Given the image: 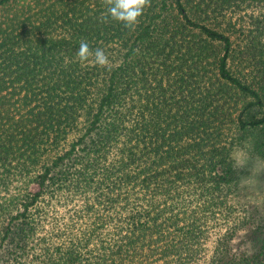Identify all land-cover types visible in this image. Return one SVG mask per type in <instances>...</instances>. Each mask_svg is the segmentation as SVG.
<instances>
[{
  "label": "trees",
  "instance_id": "trees-1",
  "mask_svg": "<svg viewBox=\"0 0 264 264\" xmlns=\"http://www.w3.org/2000/svg\"><path fill=\"white\" fill-rule=\"evenodd\" d=\"M244 142L264 159V0H149L131 27L0 0V264H264Z\"/></svg>",
  "mask_w": 264,
  "mask_h": 264
},
{
  "label": "rangeland",
  "instance_id": "rangeland-1",
  "mask_svg": "<svg viewBox=\"0 0 264 264\" xmlns=\"http://www.w3.org/2000/svg\"><path fill=\"white\" fill-rule=\"evenodd\" d=\"M233 158L239 184L242 186L241 194L234 195V198L245 200V198L254 197L264 203V159L255 150H252L247 142L238 144L233 153ZM74 204L77 203L74 202ZM71 206L69 204L65 208L70 210L73 208ZM214 237L215 231H211L205 252L208 253L212 248Z\"/></svg>",
  "mask_w": 264,
  "mask_h": 264
},
{
  "label": "clouds",
  "instance_id": "clouds-1",
  "mask_svg": "<svg viewBox=\"0 0 264 264\" xmlns=\"http://www.w3.org/2000/svg\"><path fill=\"white\" fill-rule=\"evenodd\" d=\"M148 2L149 0H107V16L113 20L123 22L126 26H135ZM77 56L82 63L91 60L99 66L110 64L109 58L103 49L98 48L93 52L86 42H81Z\"/></svg>",
  "mask_w": 264,
  "mask_h": 264
}]
</instances>
